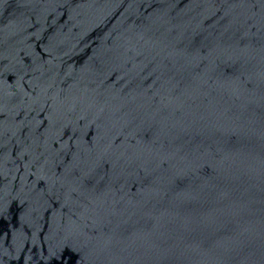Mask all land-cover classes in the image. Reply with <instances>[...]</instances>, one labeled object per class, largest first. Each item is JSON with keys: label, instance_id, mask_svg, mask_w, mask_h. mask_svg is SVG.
Instances as JSON below:
<instances>
[{"label": "water", "instance_id": "obj_1", "mask_svg": "<svg viewBox=\"0 0 264 264\" xmlns=\"http://www.w3.org/2000/svg\"><path fill=\"white\" fill-rule=\"evenodd\" d=\"M0 264H264V0H0Z\"/></svg>", "mask_w": 264, "mask_h": 264}]
</instances>
